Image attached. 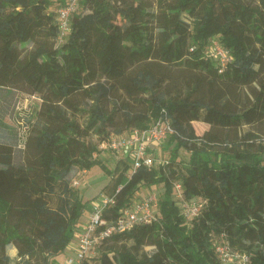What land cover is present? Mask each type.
Wrapping results in <instances>:
<instances>
[{
  "label": "trees",
  "instance_id": "obj_1",
  "mask_svg": "<svg viewBox=\"0 0 264 264\" xmlns=\"http://www.w3.org/2000/svg\"><path fill=\"white\" fill-rule=\"evenodd\" d=\"M67 2L0 0V91L42 102L20 162L0 118V264L64 253L86 207L73 169L111 173L99 144L162 111L175 129L164 161L125 177L127 157L103 213L110 225L163 185L157 220L100 240L81 264H223L220 242L264 264V138L250 130L264 124V0H78L60 43L55 9ZM215 41L225 68L209 56ZM185 202L200 205L191 220Z\"/></svg>",
  "mask_w": 264,
  "mask_h": 264
},
{
  "label": "built area",
  "instance_id": "obj_2",
  "mask_svg": "<svg viewBox=\"0 0 264 264\" xmlns=\"http://www.w3.org/2000/svg\"><path fill=\"white\" fill-rule=\"evenodd\" d=\"M77 9L78 0H68L65 5L55 9L61 31L59 36L60 43L64 42L70 33L71 17ZM209 56L219 60L222 68H225L230 62L229 52L218 41L213 43ZM162 112L164 115L149 128L135 129L128 136L118 137L111 135L99 144L102 152L123 153L131 159L132 172L128 174V177H131L141 167L151 168L155 163L164 161L157 157V153L162 149L167 139L175 134V129L172 127L170 119L167 118L166 112ZM73 184L77 186L79 182L74 181ZM176 189L178 190V198L181 199V187L178 185ZM119 190L120 188H118ZM114 203L113 196H102L93 204L89 223L79 234L78 244L75 251H72L73 255L67 257L63 264H81L86 258L94 254V249L100 240L157 220L159 198L156 193H149L133 206L124 209L120 218L108 225L103 219V213ZM182 209L184 217L187 220H191L199 214L200 205L197 202H185ZM215 251L223 264H249L250 256L234 251L228 242L218 243Z\"/></svg>",
  "mask_w": 264,
  "mask_h": 264
},
{
  "label": "rangeland",
  "instance_id": "obj_3",
  "mask_svg": "<svg viewBox=\"0 0 264 264\" xmlns=\"http://www.w3.org/2000/svg\"><path fill=\"white\" fill-rule=\"evenodd\" d=\"M54 1V4H60L62 0ZM77 12L80 13L82 11L79 8ZM31 46V44H27L25 46V49H30ZM41 103L42 102L40 98L30 96L21 91H14L10 94H8L6 91H0V118H2L3 122L8 126L7 128L4 126L3 127L9 131L11 137H13L14 140H17V162H20L23 157L24 142L29 132L28 121L30 117L35 120L36 114L40 109ZM194 125L197 129L198 134L201 135L208 129V126L202 123H195ZM250 130L253 131L260 138H264V124L260 127H255L254 129H252L251 127ZM165 145L167 144L165 143ZM157 154L159 159H161L162 156L166 155V153L163 154L162 149H160ZM180 154L183 160H188L189 153L187 151L181 150ZM123 155V153L116 152L100 153L99 158L104 162V165L112 174L106 172L99 166L93 168L91 171H88V173L86 174L83 173L82 170L74 168L72 173L70 174L69 178L72 183L74 181L79 182V185L74 187L79 189V191L81 190L80 192L83 194L84 201L86 202V207L83 215L84 219L81 220L82 225L86 224L89 210L92 208L93 204H95V202L99 200L102 196L109 197L112 195L113 183L115 182L117 177H120L121 173H124L126 164L129 165L130 163V161L126 159L127 157L125 155L124 156L126 158L121 157ZM131 172L132 166L130 167L128 172L124 174L125 177H128V174H130ZM108 183L109 185L106 186ZM163 192L164 187L162 185L159 187H154L153 189H146L142 191L141 194L142 196H147L149 193H156L159 197V195H161ZM91 200H93L92 203ZM150 249L151 248H148V250ZM8 253L12 257L14 262L16 256L13 257L15 254L14 252H12V249H10ZM72 255V251L67 249L64 253H61L60 255L52 258L50 264H63L64 260Z\"/></svg>",
  "mask_w": 264,
  "mask_h": 264
},
{
  "label": "crops",
  "instance_id": "obj_4",
  "mask_svg": "<svg viewBox=\"0 0 264 264\" xmlns=\"http://www.w3.org/2000/svg\"><path fill=\"white\" fill-rule=\"evenodd\" d=\"M121 157H125L124 155L123 156H121ZM126 158V157H125ZM83 173H88V171H83ZM108 185V184H107ZM93 202V200H91V203ZM93 207V206H92ZM90 211H92V208L89 210V214H88V218H87V222H86V224H83L82 225V223H81V220L82 219H84V216H82V218H81V220H80V224H79V227H78V229H77V236H76V238H75V241L73 240V242L71 243V245H70V247L68 248L69 250H71V251H75V248H76V246H77V244H78V239H79V234H81V232L87 227V225H88V223H89V217H90V214H91V212ZM12 249V252H14V256L13 257H15L16 256V253H17V251H16V249L15 248H11ZM16 252V253H15ZM13 255V254H12Z\"/></svg>",
  "mask_w": 264,
  "mask_h": 264
}]
</instances>
